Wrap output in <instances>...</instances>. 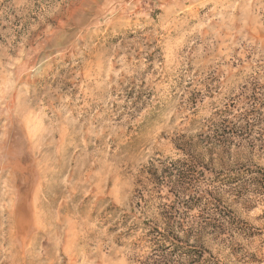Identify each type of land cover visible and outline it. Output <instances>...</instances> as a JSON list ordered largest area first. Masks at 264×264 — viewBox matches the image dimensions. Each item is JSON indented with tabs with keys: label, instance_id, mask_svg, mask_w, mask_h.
Instances as JSON below:
<instances>
[{
	"label": "rangeland",
	"instance_id": "1",
	"mask_svg": "<svg viewBox=\"0 0 264 264\" xmlns=\"http://www.w3.org/2000/svg\"><path fill=\"white\" fill-rule=\"evenodd\" d=\"M0 264H264V0H0Z\"/></svg>",
	"mask_w": 264,
	"mask_h": 264
}]
</instances>
